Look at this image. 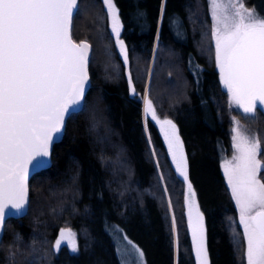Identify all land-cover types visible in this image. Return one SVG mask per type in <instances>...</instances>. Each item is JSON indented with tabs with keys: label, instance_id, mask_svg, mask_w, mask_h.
<instances>
[{
	"label": "trees",
	"instance_id": "trees-1",
	"mask_svg": "<svg viewBox=\"0 0 264 264\" xmlns=\"http://www.w3.org/2000/svg\"><path fill=\"white\" fill-rule=\"evenodd\" d=\"M115 1L129 68L110 39L101 0H81L73 36L93 45V85L86 107L56 144L52 166L33 177L29 213L7 221L0 264H123L117 228L140 245L148 264H176L177 239L179 264H195L184 181L155 122L149 119L145 129L142 104L130 96L129 70L137 93L148 92L158 113L179 125L206 217L211 264H243L233 241L242 228L222 164V152L231 148L229 96L212 58L208 2ZM246 4L264 15V0ZM69 226L78 233L79 251L64 246L54 252L59 230Z\"/></svg>",
	"mask_w": 264,
	"mask_h": 264
},
{
	"label": "snow or ice",
	"instance_id": "snow-or-ice-1",
	"mask_svg": "<svg viewBox=\"0 0 264 264\" xmlns=\"http://www.w3.org/2000/svg\"><path fill=\"white\" fill-rule=\"evenodd\" d=\"M110 39L125 65L128 50L121 38L124 28L115 0H101ZM212 27L209 35L219 81L230 106L245 118L255 119L264 109V15L246 5V0H207ZM79 0H0V233L9 210L28 206V179L32 170L48 164L51 146L62 137L66 120L84 110L85 92L91 86L89 63L95 52L86 40L73 39L74 16ZM111 55V53H109ZM190 64L194 61L190 60ZM195 71L202 72L199 65ZM130 96L142 104V118L159 125L175 170L187 182L188 224L191 228L195 264H210L204 214L188 180V160L175 122L158 115L157 106L146 94L137 93L129 70ZM264 114V113H262ZM231 160L223 170L238 209L241 233H233L234 246L243 252V264H264V132L254 134L247 124L232 118ZM151 140L150 135L147 137ZM154 152V149H153ZM168 206L172 201L168 198ZM175 229V214L171 217ZM121 238L133 250L129 264H145L143 250ZM79 251L77 233L61 228L53 244ZM180 247L175 245L176 264Z\"/></svg>",
	"mask_w": 264,
	"mask_h": 264
},
{
	"label": "rangeland",
	"instance_id": "rangeland-1",
	"mask_svg": "<svg viewBox=\"0 0 264 264\" xmlns=\"http://www.w3.org/2000/svg\"><path fill=\"white\" fill-rule=\"evenodd\" d=\"M115 2H116V1H115ZM116 4H117V3H116ZM246 5H247V4H246ZM117 7H118V5H117ZM247 7H249V8H253V7H250V6H248V5H247ZM254 9H255V8H254ZM255 10H256V9H255ZM256 11H257V10H256ZM121 20H122V18H121ZM123 29H124V28H123ZM122 33H123V30H122ZM122 33H121V38H122ZM84 40H87V39H84ZM88 41H89V40H88ZM89 42H90V41H89ZM91 44H92V43H91ZM127 50H128V49H127ZM128 61H129V62H128V68H129V64H130L129 54H128ZM147 95H148V92H147ZM229 108H230V116H229V122H230V136H231V130H232V128H233V121H232V118H233V117H235L237 120H240L241 124H247V125L249 126V128H250V130H251L252 133H254V134H260V113H261L260 111H261L262 109H260V110L258 111V114H257V116H256L255 119H251V118H245V117L243 116V114H242V112H241L240 109L236 108L235 106H230V102H229ZM158 115H159L162 119L166 117V118H169V119L173 120V121L175 122V124L177 125L178 129H179V135H180L181 140L183 141L184 151H185V153H186V155H187V160H188V180L191 182L192 187H193L194 192H195V196H194L192 199H194V201H195L196 203H198L200 211L203 212L202 207H201L200 202H199V198H198V195H197L196 189H195V187H194V185H193L192 180L190 179V164H189L188 153H187V150H186L185 141H184V139H183V137H182V134H181V131H180L179 125H178L177 121L174 120L173 117H171V116H163V115H161V114H159V113H158ZM155 124H156V123H155ZM156 125H157V127H158V129H159V125H158V124H156ZM147 127H148V124H147ZM159 131H160V129H159ZM160 134H161V136H162V138H163V133H162L161 131H160ZM163 142H164V144H165V146H166V152H167V154H168V157H169V159H170L172 165H173L174 168H175V165H174V163H173V161H172V159H171V154H170L169 151H168L167 143H166V141L164 140V138H163ZM150 145H151L152 153H153V155H154V157H155V159H156V154H155V152H153V146H152V144H151V141H150ZM262 147H264V146H263V143H262ZM232 155H233V147H232V141H231V148H230V150H229V153H228L227 151H225L224 153L222 152V164L224 165V158H225V157H227L229 160H231ZM262 155H263V152L261 153L260 159H263V156H262ZM157 163H158V162H157ZM263 171H264V170H262L261 173H260V177H261V179H264V178H263ZM223 172H224V170H223ZM177 174L179 175V173H177ZM224 174H225V173H224ZM179 177H181V176L179 175ZM225 177H226V176H225ZM181 179L184 181V179H183L182 177H181ZM184 184H185L186 215H187V224H188V200H189V194H188L187 182L184 181ZM229 190H230V189H229ZM203 214H204V212H203ZM237 220H238V216H237ZM204 225H205V228H206L207 247H208L209 259H210V264H211V257H210L209 244H208L207 222H206L205 214H204ZM239 225H240V224H239ZM240 226H241V225H240ZM69 227H70V226H69ZM175 227H176V225H175ZM62 228H65V227H62ZM71 228H72V227H71ZM188 228H189L190 235H191V228L189 227V224H188ZM241 228H242V226H241ZM72 229H73L74 231H76L74 228H72ZM242 231H243V229H242ZM122 232H123V234H125V235L127 236V239H128V240L132 241L133 244L137 245L140 249H142V248L140 247V245H138L135 241H133V240H132V239L126 234L125 231H122ZM76 233H77V231H76ZM114 238H115V241H116V243H117V248H118V252H119L120 258H121V260H122V263H123V264H129V261H132L133 258H134L133 250H132L131 247L127 244V242L121 238L120 235L117 236V234L115 233ZM77 240H78V233H77ZM191 240H192V237H191ZM64 246H65V245L62 244V247H64ZM62 247H61V248H62ZM142 250H143V249H142ZM143 253H144V251H143ZM143 260H144L145 264H148V263H147V258H146L145 253H144Z\"/></svg>",
	"mask_w": 264,
	"mask_h": 264
},
{
	"label": "water",
	"instance_id": "water-1",
	"mask_svg": "<svg viewBox=\"0 0 264 264\" xmlns=\"http://www.w3.org/2000/svg\"><path fill=\"white\" fill-rule=\"evenodd\" d=\"M80 2H81V0H79V7H80ZM74 18H75V16H74ZM73 26H74V19H73V24H72V35H73ZM73 39H75L74 36H73ZM86 41H88V40H86ZM89 43L91 44V42H89ZM92 47H93V45H92ZM91 60L92 59H90V63H89V74H90L91 86L85 92V103H86L87 96H88V94H89V92H90V90L92 88V85H93L92 76H91ZM262 111L264 113V109H262ZM68 121L69 120H66L65 131H64L62 137L56 139L55 142L51 146V155L48 158V160H49L48 164L46 166H44V167L36 168V169L32 170L31 173H30V176H29V179H28V187H29V193H28V201H29V203H28V206L25 209H23L21 212H19V213H16L14 210H9V214L6 216V219L4 221V232L3 233H0V246L2 244L4 235H5L7 221L10 218H22V217L26 216L29 213L30 204H31V181H32L33 177L37 173L41 172L44 169L50 168L52 166V164H53V154H54L55 146H56V144H58L59 142H61L64 139L65 134H66V129H67Z\"/></svg>",
	"mask_w": 264,
	"mask_h": 264
}]
</instances>
